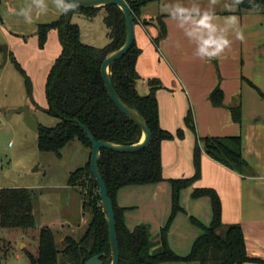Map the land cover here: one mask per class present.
Instances as JSON below:
<instances>
[{"label": "trees", "instance_id": "16d2710c", "mask_svg": "<svg viewBox=\"0 0 264 264\" xmlns=\"http://www.w3.org/2000/svg\"><path fill=\"white\" fill-rule=\"evenodd\" d=\"M156 0L127 2L134 25L147 28L155 25L157 35L152 38L155 46L166 36V28L161 17L143 18L141 8ZM231 6L236 12H263L264 0H234ZM103 10V23L107 29L108 44L104 48L84 45L80 41L77 25L70 22L73 13H83L92 17ZM52 30L57 31L61 45V54L51 67L45 83V95L48 103L47 113L60 119L53 128L39 126L37 146L40 152L60 151L72 140L77 139L91 152V143L78 124L88 129L96 141L118 145H132L140 141L141 130L130 121L110 100L101 76L104 58L124 44L126 29L122 11L116 6L95 9L75 8L62 14L58 20L39 25L37 36L40 47ZM1 52V51H0ZM140 50L133 42L129 51L120 60L111 64L109 72L113 87L120 99L130 108L136 109L144 118L151 131L149 144L135 153H119L107 149L100 151L99 172L105 182L107 192L113 203L115 227L119 247V264H245L263 263L250 258L246 253L245 240L239 225H223L221 205L218 196L210 189H195L193 199L206 197L211 203L212 219L208 225L195 218L191 222L200 231L187 256L176 255L168 245V232L175 217L183 212L179 204L180 192L190 187L200 175L201 149L213 160L240 174L250 172V166L241 155V138L203 137L193 148L195 173L191 178L165 180L162 175L161 144L175 137L182 139L183 132L175 135L159 126L158 105L155 93L161 89L158 80L147 82L149 92L140 95L137 91L139 76L136 61ZM9 58V54H8ZM13 59V58H12ZM14 60V59H13ZM15 66L19 65L14 60ZM27 82H29L28 78ZM30 91V89H29ZM213 105L221 106L223 94L216 88L210 95ZM232 119L240 123V106L230 108ZM187 127L193 129L190 113L185 117ZM167 181L172 189L171 214L161 228L158 238L152 239L146 226L129 229L124 214L127 208L117 205L118 192L126 187H138L159 184ZM68 185L80 188L83 214L89 219L82 235L75 239L66 235L57 246L54 232L41 228L38 235V247L35 255L27 253L30 264H85L96 255L103 264H110L111 252L108 238L105 212L101 206L98 186L90 173L89 161L83 168L72 172ZM30 192L27 189H0V229H29L34 226Z\"/></svg>", "mask_w": 264, "mask_h": 264}, {"label": "crops", "instance_id": "0c3cea01", "mask_svg": "<svg viewBox=\"0 0 264 264\" xmlns=\"http://www.w3.org/2000/svg\"><path fill=\"white\" fill-rule=\"evenodd\" d=\"M162 1L143 6L141 17H161L166 36L155 46L152 38L157 35L156 26L135 25L134 42L140 50L136 61L140 78L137 91L147 94V82L158 80L162 86L155 93L159 126L173 135L178 130L183 132L182 139L175 137L161 144L163 178L168 181L193 177V148L199 138L239 136L241 155L250 166V172L233 171L201 149L199 178L180 192L179 204L185 212L184 207L188 206L191 217L196 220L199 214L203 215L205 221L201 223L208 225L212 219L209 199H193L191 195L195 189L213 190L220 201L222 224L239 225L247 255L263 262L245 264H264V11L237 13L234 8L173 11L169 7L190 5L195 0ZM205 15L209 17L207 25L199 23ZM230 17H236L235 24L230 22ZM238 33H242V39ZM221 37L229 39L230 44L218 56L210 58L206 52H201V49L211 52L215 45L208 42ZM216 88L223 94L221 106L213 105L210 100ZM236 105L240 106V123H235L231 116L230 108ZM188 113L192 116L193 129L184 121ZM167 181L154 185L151 190L152 200L157 206L165 201V208L171 206L172 200V189ZM123 189L118 192L116 202L119 207L128 209L124 214L125 224L134 229L139 225L129 223L133 212L121 198ZM179 215L170 226L168 245L176 255L187 256L191 248L181 245L182 253H179L170 238ZM151 226L155 235L163 227L160 222ZM199 233L197 228L194 235L198 237Z\"/></svg>", "mask_w": 264, "mask_h": 264}, {"label": "rangeland", "instance_id": "374dc122", "mask_svg": "<svg viewBox=\"0 0 264 264\" xmlns=\"http://www.w3.org/2000/svg\"><path fill=\"white\" fill-rule=\"evenodd\" d=\"M232 1L195 0L190 5L178 8L173 5L174 8H169L173 11H224L233 9ZM45 3L47 9L37 14L33 0H0V43L8 47L9 54L6 64L0 69V189L29 190L34 218V226L29 229H0V264H30L27 253L36 254L41 228H50L60 247L64 234L78 239L89 219V214H83L81 209L80 188L68 185V180L72 172L83 168L90 160V151L74 139L59 155L40 152L37 133L24 123L21 112L27 107L42 127L53 128L60 123L59 118L47 113L45 95L47 76L61 54L58 33L55 30L49 32L43 47H40L37 31L39 25L58 20L62 13L55 7L54 0H45ZM29 5H33L32 23L25 22L24 17L17 14ZM103 18V10L92 17L83 13L70 16V22L79 28L81 43L96 48H104L108 44ZM153 186L127 187L121 191V198L133 212L129 223L148 227L152 239H157L159 234H153L151 225L156 222L162 226L166 224L171 214L172 200L168 208L163 205L165 201H160L157 206L151 196ZM183 204L186 205V202ZM184 208L186 212L180 213L170 234L171 243L179 253H182L179 246L188 245L190 250L194 237H197L194 235L197 227L191 222L190 208ZM199 215L198 221L204 222L205 217Z\"/></svg>", "mask_w": 264, "mask_h": 264}, {"label": "water", "instance_id": "95a60500", "mask_svg": "<svg viewBox=\"0 0 264 264\" xmlns=\"http://www.w3.org/2000/svg\"><path fill=\"white\" fill-rule=\"evenodd\" d=\"M106 6H116L118 7L124 16L126 36L125 41L122 47L119 49L110 52L104 58L101 65V76L105 85V89L110 100L114 105L130 120L132 121L142 132V137L140 141L132 145H118L104 141H96L93 136L90 134L87 128L82 124H78L80 129L83 130L86 138L91 143L92 149L90 152V173L91 176L97 183L98 193L100 198L101 206L105 212V222L107 225L110 252H111V262L110 264H119V247L115 227V217L113 210V203L111 198L108 195L105 182L103 181L101 174L99 172L98 162L100 158V151L102 149H107L119 153H135L146 147L151 139V131L147 126L144 118L139 114V112L127 106L116 93L112 80L109 68L112 63L120 60L131 48L134 42V29L135 25L133 19L130 15L129 9L126 3L123 0H80L79 6L76 8L79 9H95L103 8ZM0 51L2 53V63L0 64V69L4 67L8 60V47L0 43ZM21 112H23V121L24 123L35 133L38 132L39 125L37 123V118L34 115H31L28 108L24 107ZM11 116V114H10ZM105 254H100L89 259L85 264H103L101 258L105 257Z\"/></svg>", "mask_w": 264, "mask_h": 264}, {"label": "clouds", "instance_id": "9594fccd", "mask_svg": "<svg viewBox=\"0 0 264 264\" xmlns=\"http://www.w3.org/2000/svg\"><path fill=\"white\" fill-rule=\"evenodd\" d=\"M80 0H54L55 7L62 13L66 14L69 11H72L76 7L79 6ZM33 5L35 6L37 10V14L41 13L42 10L47 9V4L45 3V0H33ZM33 5H29L27 8L21 9L17 14L24 17L25 22L32 23L33 20ZM12 11H15L14 9ZM209 17L205 15L203 19L199 21V23L207 25ZM230 22L232 24H235L236 17H230ZM239 38H243L242 33H238ZM208 43H211L215 45L214 49L211 52H208L206 49H201L202 53H207L208 57H216L218 56L226 47L229 46L230 41L227 38L221 37L219 40H213L209 41Z\"/></svg>", "mask_w": 264, "mask_h": 264}]
</instances>
